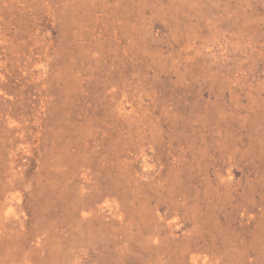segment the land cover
Wrapping results in <instances>:
<instances>
[{
	"label": "rangeland",
	"instance_id": "1",
	"mask_svg": "<svg viewBox=\"0 0 264 264\" xmlns=\"http://www.w3.org/2000/svg\"><path fill=\"white\" fill-rule=\"evenodd\" d=\"M0 264H264V0H0Z\"/></svg>",
	"mask_w": 264,
	"mask_h": 264
}]
</instances>
